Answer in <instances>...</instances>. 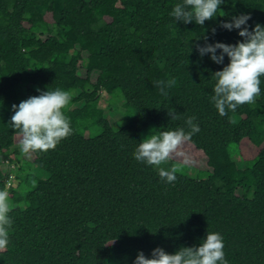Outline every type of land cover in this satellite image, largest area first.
Masks as SVG:
<instances>
[{"label": "trees", "instance_id": "obj_1", "mask_svg": "<svg viewBox=\"0 0 264 264\" xmlns=\"http://www.w3.org/2000/svg\"><path fill=\"white\" fill-rule=\"evenodd\" d=\"M179 2L0 0V191L11 220L0 264H133L141 250L198 247L207 232L223 235L228 264H264V77L254 103L221 116L212 73L223 65L194 47L205 36L243 39L221 23L241 12L253 27L264 23V0H225L204 26L176 24L169 13ZM172 78L162 96L154 82ZM38 88L70 93L73 132L27 157L12 105ZM118 90L126 123L117 128L99 101L103 91L122 100ZM189 117L200 131L188 141L203 151L208 177L177 171L168 183L133 152L151 125L187 131Z\"/></svg>", "mask_w": 264, "mask_h": 264}, {"label": "clouds", "instance_id": "obj_2", "mask_svg": "<svg viewBox=\"0 0 264 264\" xmlns=\"http://www.w3.org/2000/svg\"><path fill=\"white\" fill-rule=\"evenodd\" d=\"M223 4L225 0H181L174 5L169 15L176 24L195 22L198 26H204L206 21L218 17V10ZM250 19V14L241 12L221 23L220 27L225 30H238V35L243 39L235 43L210 41L205 36V43L197 42L194 45L201 59L207 56L215 64L223 65L221 70L212 73L215 79L212 102L221 116L228 111H235L241 105L254 103L261 94V77H264V23L256 22L253 27L248 23ZM216 31L215 28L212 29L213 36ZM225 57L228 58L227 64ZM154 83L160 94L166 97L176 81L172 78ZM37 91L39 95L12 105L14 114L10 122L13 129L21 134L20 150L23 153L54 150L73 132L71 121L65 114L72 99L70 93L60 88H38ZM168 115L171 120L179 118L176 111L169 109ZM186 124L187 131L178 128L144 136L133 152L134 159L153 167L169 160L179 146L200 131L195 117L187 118ZM176 173L175 166L170 170L159 168L160 178L168 183L177 179ZM8 212L7 193L0 191V248L8 243L6 229L11 223ZM133 264H228V261L224 252L223 235L219 232H207L203 243L198 247H182L169 253L157 246L152 249L150 256L141 250Z\"/></svg>", "mask_w": 264, "mask_h": 264}, {"label": "rangeland", "instance_id": "obj_3", "mask_svg": "<svg viewBox=\"0 0 264 264\" xmlns=\"http://www.w3.org/2000/svg\"><path fill=\"white\" fill-rule=\"evenodd\" d=\"M47 18L51 20V17L49 15L47 16ZM79 73L81 75H85L86 71L85 69L82 68L79 71ZM97 76H98V72L92 73L93 80L96 81ZM116 95L121 97L123 101L120 98L112 97V95L108 94L106 91H103L102 97L99 101V106L101 108H104V110L106 111V116L109 119V121L112 124H115V126L118 128L126 123V119H124L125 113H124V107H123L124 105L123 94L120 90H118ZM76 106H82V102L78 103ZM116 123H119V124L117 125ZM164 131H167V130L163 128H159L156 125H151L146 130L145 136H147L148 134L149 135L158 134ZM20 140H21V136H18L16 138V145H17V148H19V150H20ZM231 149H232L233 155H235V158H238V155H237L239 154L238 146L234 144L231 146ZM20 153L21 155L26 154L27 157L32 156V153H23L21 150H20ZM241 154L243 155V157L247 156L242 152ZM171 159L175 160L176 163H174L173 165H170ZM207 165L208 164H206V158H205V155L203 154V151L200 149H197L190 141L187 140L185 143L179 146L177 151L170 157L169 160L165 161L163 164L158 166V168L167 169L168 167L170 168V167L175 166L177 168V171L181 173H185L189 176H192L198 179H205L208 177L207 169H210L208 167L209 165L208 166ZM239 165L241 167H244V164L242 162H239ZM195 167L201 168V169L198 170ZM3 168L4 170H7L8 165L5 164ZM13 184H17V182H13Z\"/></svg>", "mask_w": 264, "mask_h": 264}]
</instances>
